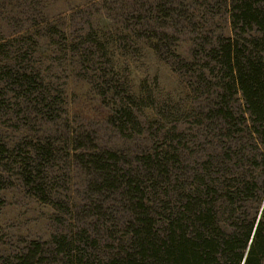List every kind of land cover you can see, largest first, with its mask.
Instances as JSON below:
<instances>
[{"label": "rangeland", "instance_id": "obj_1", "mask_svg": "<svg viewBox=\"0 0 264 264\" xmlns=\"http://www.w3.org/2000/svg\"><path fill=\"white\" fill-rule=\"evenodd\" d=\"M232 5V0H0V264L15 260L32 241L53 248L54 236H72L85 225L97 238L89 225L95 213L90 200L103 204L98 232L104 256L125 243L129 233L122 224L132 212L115 194L87 190L89 174L76 161L87 150H113L127 168L140 164L142 154L175 147L183 177L194 185L198 175L205 183H221L251 173L259 184L255 198L238 203L233 214L226 209L221 226L232 230L246 214L259 218L264 172L250 157L260 160L264 143L244 125L227 132L222 119L208 120L202 112L219 90L211 48L223 37L257 33L234 26ZM46 95L53 102L49 109L42 101ZM230 105L246 113L240 92ZM125 107L138 123L113 121ZM48 141L57 150L43 164L48 187L41 194L26 185L19 163L27 153L34 156L32 144ZM211 157L215 165L206 167ZM219 202L227 204L224 196Z\"/></svg>", "mask_w": 264, "mask_h": 264}, {"label": "trees", "instance_id": "obj_2", "mask_svg": "<svg viewBox=\"0 0 264 264\" xmlns=\"http://www.w3.org/2000/svg\"><path fill=\"white\" fill-rule=\"evenodd\" d=\"M262 1L232 0L234 26L240 24L243 31L254 27L257 33L253 36L239 33L238 38L223 37L211 48L219 90L213 103L202 112L208 120L222 119L227 132L237 123L244 125L249 136L264 143ZM15 74L19 79H28L29 83L33 81L26 74ZM237 92L244 102L246 113L243 115L230 105ZM42 101L47 104V109L53 103L47 95ZM116 115L113 121H120L121 125L138 123L128 107L121 108ZM32 148L34 156L27 153L19 164L24 168L22 174L26 185L43 194L48 187L43 164L53 160L57 149L50 141L36 142ZM228 150L227 155L230 154ZM178 153L175 147L154 149L140 155V164L125 168L113 150L79 152L76 161L89 174L87 190L99 196L115 194L123 206L130 208L132 218L122 224L123 230L129 233L127 240L120 242L116 252L104 256L98 229L103 230V221L99 219L105 212L103 204H94L95 201L90 200V211L95 213L89 225L97 231V238L88 234L90 229L85 225L72 236H54L53 248L32 241L26 251L6 264H264V205L258 219L257 213L247 218L249 215L243 211L246 216L236 218L232 230L221 226L226 209L233 214L237 212L238 203L255 198L256 190H259L255 177L250 173L251 177L237 176L227 182L205 183L203 175H198L200 178H195L197 184H189L190 181L183 177L184 168L180 167L182 159ZM261 153L260 160L251 156L250 161L261 165L264 172L263 151ZM243 157L242 154L240 158ZM212 160L209 158L206 167L215 163ZM222 168L227 170L224 165ZM221 196L225 197L226 205L219 204ZM48 199L44 197L45 201H53ZM52 203L61 204L59 201ZM83 211L87 213L88 210ZM158 215H162L163 220H158Z\"/></svg>", "mask_w": 264, "mask_h": 264}]
</instances>
